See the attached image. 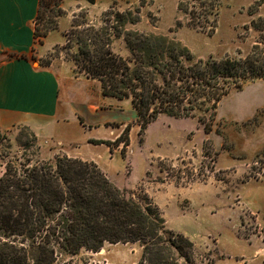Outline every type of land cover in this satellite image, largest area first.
<instances>
[{"label": "rangeland", "instance_id": "374dc122", "mask_svg": "<svg viewBox=\"0 0 264 264\" xmlns=\"http://www.w3.org/2000/svg\"><path fill=\"white\" fill-rule=\"evenodd\" d=\"M179 2L61 0L48 11L56 28L47 37H38L37 45L45 39L42 60L55 59L84 73L75 64L77 44L71 32L116 21L118 12L128 18L124 30L165 35L187 46L196 58L245 57L256 50L255 45L264 50V0H223L217 27L210 33L189 25ZM132 15H139V20L131 22ZM112 47L130 55L123 36L113 39ZM256 81L225 96L213 119L211 112L205 114V120L212 122L210 132L200 112L190 117L160 114L142 134L138 122L131 126L132 148L120 142L121 153L127 156H119L117 163L122 186L112 182L138 202L145 204L150 198L167 228L189 237L194 243L192 264H264V81ZM28 133L24 126L5 133L0 152L9 155L3 161L12 155L22 161L27 157L54 160L64 153L38 141L32 144ZM82 151L91 153L85 146ZM110 243L105 249L117 247ZM118 247L127 258L125 264H142L139 242ZM101 250L61 252L54 264H105L108 252Z\"/></svg>", "mask_w": 264, "mask_h": 264}, {"label": "trees", "instance_id": "16d2710c", "mask_svg": "<svg viewBox=\"0 0 264 264\" xmlns=\"http://www.w3.org/2000/svg\"><path fill=\"white\" fill-rule=\"evenodd\" d=\"M61 0H40L35 35L47 37L56 28L48 11ZM223 0H180L188 24L215 30ZM116 21L74 29L75 64L87 76L101 82L105 95L130 98L137 110L140 132L160 114L190 117L202 113L205 130L221 100L232 90L264 78V50L245 57L196 58L191 50L161 34L126 31L128 18L116 13ZM137 22L139 15L130 16ZM123 36L130 55L114 51L113 39ZM71 46H73L71 44ZM128 124L118 141L130 144ZM32 144L37 136L27 126ZM4 133L0 132V149ZM21 146H25L20 138ZM101 142V141H96ZM0 152V264H54L59 253L79 254L85 248L97 252L106 242L143 246L140 263L192 264L194 243L167 228L159 207L128 196L89 160L57 155L54 160L19 155L3 161Z\"/></svg>", "mask_w": 264, "mask_h": 264}, {"label": "crops", "instance_id": "0c3cea01", "mask_svg": "<svg viewBox=\"0 0 264 264\" xmlns=\"http://www.w3.org/2000/svg\"><path fill=\"white\" fill-rule=\"evenodd\" d=\"M39 7L40 0H0V132L27 126L40 146L94 161L122 186L117 163L119 156H127L116 140L128 124L135 125L137 110L131 99L105 95L98 79L55 59L43 62L40 48L45 39L37 45L35 35ZM83 146L91 153H84ZM105 244L101 250L108 252L105 264L127 262L118 246L129 243H110L117 247L109 249Z\"/></svg>", "mask_w": 264, "mask_h": 264}, {"label": "water", "instance_id": "95a60500", "mask_svg": "<svg viewBox=\"0 0 264 264\" xmlns=\"http://www.w3.org/2000/svg\"><path fill=\"white\" fill-rule=\"evenodd\" d=\"M92 2H95V0H92Z\"/></svg>", "mask_w": 264, "mask_h": 264}]
</instances>
